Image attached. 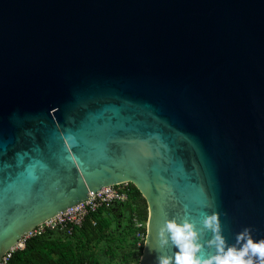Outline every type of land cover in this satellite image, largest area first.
Returning <instances> with one entry per match:
<instances>
[{"label": "water", "instance_id": "obj_1", "mask_svg": "<svg viewBox=\"0 0 264 264\" xmlns=\"http://www.w3.org/2000/svg\"><path fill=\"white\" fill-rule=\"evenodd\" d=\"M121 183L146 205L137 264L176 251L166 219L264 239V0H0V263Z\"/></svg>", "mask_w": 264, "mask_h": 264}, {"label": "clouds", "instance_id": "obj_2", "mask_svg": "<svg viewBox=\"0 0 264 264\" xmlns=\"http://www.w3.org/2000/svg\"><path fill=\"white\" fill-rule=\"evenodd\" d=\"M202 228L183 219H166L158 232L161 249L173 247L172 255H160L158 264H264V239L254 240L252 229L244 228L236 235V243L228 245L222 235L218 213L203 214ZM205 232L211 239L201 243ZM205 244L213 254L205 253Z\"/></svg>", "mask_w": 264, "mask_h": 264}, {"label": "trees", "instance_id": "obj_3", "mask_svg": "<svg viewBox=\"0 0 264 264\" xmlns=\"http://www.w3.org/2000/svg\"><path fill=\"white\" fill-rule=\"evenodd\" d=\"M129 187V201L126 204L117 206L119 208H128L130 215L136 213L139 218L144 219L146 215L145 202L132 184L129 183ZM136 199L143 205L139 209L130 207V203L136 201ZM102 213V210H98L90 214L84 220L82 226L75 228L70 236L62 232H46L40 236L27 238L24 243V248L13 251L6 264H98L84 249L87 243L98 240L103 235L108 221L106 219H100ZM127 232L132 236V244L134 247L135 240L132 227ZM54 234L61 235L62 237L58 236L53 238ZM137 250L141 249L139 248ZM131 255L132 253L129 252L122 257L125 264H130L129 260ZM138 256H140V251Z\"/></svg>", "mask_w": 264, "mask_h": 264}, {"label": "built area", "instance_id": "obj_4", "mask_svg": "<svg viewBox=\"0 0 264 264\" xmlns=\"http://www.w3.org/2000/svg\"><path fill=\"white\" fill-rule=\"evenodd\" d=\"M129 193V183L102 187L96 192H92L84 201L79 202L44 221L42 224L36 226L33 230L24 235L18 240L13 248L3 255L0 264H6L13 251L22 250L27 238L40 236L46 232H62L63 234L70 236L75 228H80L82 226L84 220L90 214H93L98 210L105 212L113 206L126 204L129 201ZM92 223L94 224V222ZM130 224L134 232V247L139 249L144 242L146 222L144 219L139 218L136 213H132L130 216Z\"/></svg>", "mask_w": 264, "mask_h": 264}, {"label": "rangeland", "instance_id": "obj_5", "mask_svg": "<svg viewBox=\"0 0 264 264\" xmlns=\"http://www.w3.org/2000/svg\"><path fill=\"white\" fill-rule=\"evenodd\" d=\"M142 206V203L138 199L130 203V207L133 209H139ZM130 216L128 208H119L118 206H113L100 215V219L108 221L107 227L103 231V237L101 236L100 239L87 243L84 249L98 264H125L122 257L129 252L132 253L129 263L137 264L140 257L138 256L139 251L141 253L143 245L140 248L141 250L133 247L132 236L127 232L131 227ZM146 220L147 211L144 221L146 222ZM58 236L62 237L61 235L54 234L53 238Z\"/></svg>", "mask_w": 264, "mask_h": 264}]
</instances>
